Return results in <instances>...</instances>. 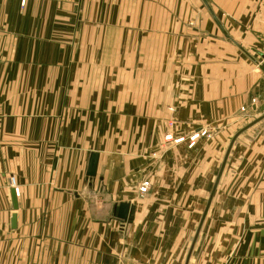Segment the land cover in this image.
Segmentation results:
<instances>
[{"label": "crops", "instance_id": "crops-1", "mask_svg": "<svg viewBox=\"0 0 264 264\" xmlns=\"http://www.w3.org/2000/svg\"><path fill=\"white\" fill-rule=\"evenodd\" d=\"M205 1L209 9L203 0H0V264H185L207 203L199 179L210 141L190 146V137L216 127L212 140L227 148L241 108L264 114V73L247 55L261 54L264 0ZM157 62L168 68L162 88ZM162 125L196 169L173 187L182 192L168 210L135 180L142 143L160 141ZM258 130L264 118L231 145L233 158L239 139L253 138L242 156L249 177L217 182L187 264H264V134H249ZM221 154L212 151L217 173ZM119 202L133 207L130 221L114 215Z\"/></svg>", "mask_w": 264, "mask_h": 264}, {"label": "rangeland", "instance_id": "rangeland-1", "mask_svg": "<svg viewBox=\"0 0 264 264\" xmlns=\"http://www.w3.org/2000/svg\"><path fill=\"white\" fill-rule=\"evenodd\" d=\"M256 37H257V41L259 43V47L258 48L256 47L258 49L257 51L262 52L264 49V45L262 47L263 37H262L261 32L259 30L256 33ZM259 56H263V54L261 53V54H259ZM166 64L168 65V63H166ZM155 65L158 68H157V70H151L152 75L156 76L155 73L158 74V76H156V78H154V79H156L157 87L162 88L163 84H165L166 81L168 82V78H167L168 68L163 70V71H160L159 67H160L161 63L157 62V63H155ZM255 69L260 71L257 67ZM144 79L152 81V79H150V78H144ZM263 81H264V78H263ZM159 91L161 93H159L158 96H160L163 93L162 90H158V92ZM162 102H165V104L168 106V100L164 101V99H162ZM241 110L243 112L244 117H243V120L241 119L240 123H238V125L236 126L237 132L241 128H243L244 126H246L250 122H252L258 116L257 114L259 113V111L254 110L252 112L249 109L244 110V108H241ZM250 127H248L247 129H249ZM157 129H158L157 132L160 134H163V136L161 135L160 141L158 140V142H156V141L151 142L152 147H148L149 143H142V148L144 149V152H145L147 158H145V164L142 165L141 173L139 175H135V180H136V178H138L140 184L143 181H148L149 187H148L147 191L145 193H143L141 196H145L148 194H151V196L153 195L156 199H158L160 202L165 204L166 205L165 208L168 210V198L180 197L181 196L180 194L182 192V190L180 188L176 189L173 187L177 183H179L180 181H186L187 179L189 181H192V178H194L196 175V169L193 168L191 170L190 168L189 169L186 168L187 165L185 164V161L182 160V159H184V155H183L184 152L179 148V146L178 147L175 146L177 144H174L175 141L173 139L169 140V138H168L166 140V137L170 136V135H168L169 134L168 133V126L167 125L166 126L165 125L158 126ZM247 129L244 130L243 132L245 133V131H247ZM216 130H217L216 127H208V126L204 127V129L200 130V131H204V134L201 136L205 137L206 139L209 138V140H210V141H205L203 143V147L205 149V154H206V164H205V172H203L204 175L199 179V181L204 182L206 185V190L204 193L205 202L207 201V199L209 197V194L211 192L210 186L215 181V178L217 175V170L219 167L217 164L218 160H217L216 156H212V151L215 150V152L219 151L220 153H222L221 154V160H223V157H224L226 149H227L226 145L228 143V142H224L223 143L224 146H222V143H220L219 141H213L212 140ZM242 133H240V134H242ZM249 134H250V137H254V136L257 137L255 140L259 141L260 137L264 134V130H262V131L258 130V131H254V132L251 131V132H249ZM234 135H233V137H234ZM246 135H248V134H246ZM251 140H253V138L248 139L246 141L243 138H240L239 141L237 142V145H236L237 149L235 150V152L233 154L234 157L231 158V156H229V154H228V157H227L226 162L223 166L220 178L218 180L223 185L226 184L227 182H230V181H232V182L233 181L244 182L248 179V177H249V173H248L249 166L246 168V170L244 172V167H246V165H248V161H245L242 158V156L245 152V148L246 149L248 148L250 150V148L248 146L250 145ZM218 147H220L219 148L220 150H218ZM258 149L261 151L262 148L259 146ZM149 156H151V157H149ZM193 158H194V155L189 156L190 162ZM190 162H189V165H190ZM258 163H259V161H258ZM253 165H254V163H253ZM187 172H188V174H187ZM256 180H259V174L257 175ZM221 190H223V187L220 189V191ZM148 191H149V193H148ZM220 191H218V193L216 195H214L213 197H222L225 193H222L223 191H221V192ZM167 213H168V211H167Z\"/></svg>", "mask_w": 264, "mask_h": 264}, {"label": "water", "instance_id": "water-1", "mask_svg": "<svg viewBox=\"0 0 264 264\" xmlns=\"http://www.w3.org/2000/svg\"><path fill=\"white\" fill-rule=\"evenodd\" d=\"M206 7L209 9L208 7V4L206 3L205 0H203ZM213 15V14H212ZM214 16V15H213ZM215 18V17H214ZM215 20L217 21V19L215 18ZM218 23V21H217ZM219 27L221 28V31L223 32V34L226 36V38L234 43L235 45H237L242 51H244L227 33L226 31L221 27V25L218 23ZM245 52V51H244ZM246 53V52H245ZM249 56V58L252 60V62L259 67V69L264 73V65L262 63H259L258 60L256 58H254L252 55L250 54H247ZM264 118V114L261 115L259 118L255 119L254 121L250 122L248 125L244 126L243 128H241L235 135L234 137L231 139L230 143H229V146L227 147L226 149V152H225V155L223 157V160L221 162V165H220V168H219V171L216 175V178H215V181H214V185H213V188L209 194V197H208V200H207V203H206V206H205V209H204V212L202 214V218L200 220V224L197 228V231H196V234H195V237L191 243V246H190V249H189V252H188V255H187V259H186V262L185 264L188 263V259H189V256H190V253L192 251V248L194 246V243H195V240H196V237H197V234L199 232V229H200V226H201V223L203 221V218H204V215L207 211V208L209 206V203H210V199L212 197V194L214 192V189L216 187V184L220 178V175H221V172H222V169H223V166L226 162V159L228 157V154H229V151H230V148H231V145L233 144L234 142V139L240 134L242 133L244 130H246L248 127H250L252 124L256 123L257 121H259L260 119ZM97 162H98V154L97 153H91L90 154V157H89V160H88V165H87V171H86V176L88 178H94L96 176V169H97ZM11 196H12V201H13V207L14 209H16L17 205H16V197H15V190L12 188L11 190ZM114 210H115V216L123 221H130L131 218H132V211H133V207H131L129 205L128 202H119L117 204H115L114 206ZM14 224H15V215L12 216V219H11V226L14 227Z\"/></svg>", "mask_w": 264, "mask_h": 264}, {"label": "built area", "instance_id": "built-area-1", "mask_svg": "<svg viewBox=\"0 0 264 264\" xmlns=\"http://www.w3.org/2000/svg\"><path fill=\"white\" fill-rule=\"evenodd\" d=\"M24 3V1H23ZM261 35L263 37V45H264V19L262 21V29H261ZM263 54V56H259L257 55V60L259 63H262L264 65V49L263 51L261 52ZM258 69L259 67L256 66ZM204 134V131H198L196 133H194L191 137H190V146L194 143V140L199 136V135H203ZM169 138V140L172 139L171 136H168L166 137V140ZM181 140V138H178V139H174L175 142H179ZM9 184L12 186V188L15 190V193L17 192L16 188H15V182H14V179L13 177H10L9 178ZM149 187V182L148 181H143L141 182V184L139 185L138 187V192H140V194H143L147 191Z\"/></svg>", "mask_w": 264, "mask_h": 264}]
</instances>
